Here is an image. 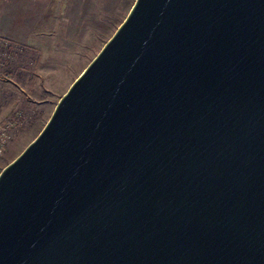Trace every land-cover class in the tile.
Instances as JSON below:
<instances>
[{
  "label": "water",
  "instance_id": "water-1",
  "mask_svg": "<svg viewBox=\"0 0 264 264\" xmlns=\"http://www.w3.org/2000/svg\"><path fill=\"white\" fill-rule=\"evenodd\" d=\"M0 264H264V0H135L0 171Z\"/></svg>",
  "mask_w": 264,
  "mask_h": 264
},
{
  "label": "rangeland",
  "instance_id": "rangeland-1",
  "mask_svg": "<svg viewBox=\"0 0 264 264\" xmlns=\"http://www.w3.org/2000/svg\"><path fill=\"white\" fill-rule=\"evenodd\" d=\"M134 1L0 0V171L39 133Z\"/></svg>",
  "mask_w": 264,
  "mask_h": 264
}]
</instances>
